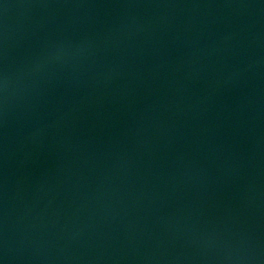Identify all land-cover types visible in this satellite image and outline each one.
<instances>
[{
	"label": "water",
	"instance_id": "water-1",
	"mask_svg": "<svg viewBox=\"0 0 264 264\" xmlns=\"http://www.w3.org/2000/svg\"><path fill=\"white\" fill-rule=\"evenodd\" d=\"M0 264H264V0H0Z\"/></svg>",
	"mask_w": 264,
	"mask_h": 264
}]
</instances>
